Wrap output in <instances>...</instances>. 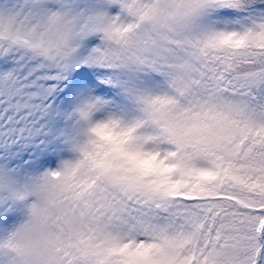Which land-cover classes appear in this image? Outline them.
Wrapping results in <instances>:
<instances>
[{
	"label": "snow or ice",
	"instance_id": "snow-or-ice-1",
	"mask_svg": "<svg viewBox=\"0 0 264 264\" xmlns=\"http://www.w3.org/2000/svg\"><path fill=\"white\" fill-rule=\"evenodd\" d=\"M0 264H264V0H0Z\"/></svg>",
	"mask_w": 264,
	"mask_h": 264
}]
</instances>
